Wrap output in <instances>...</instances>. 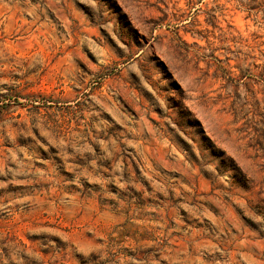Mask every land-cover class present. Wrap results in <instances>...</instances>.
Masks as SVG:
<instances>
[{"label": "rangeland", "instance_id": "rangeland-1", "mask_svg": "<svg viewBox=\"0 0 264 264\" xmlns=\"http://www.w3.org/2000/svg\"><path fill=\"white\" fill-rule=\"evenodd\" d=\"M0 264H264V0H0Z\"/></svg>", "mask_w": 264, "mask_h": 264}]
</instances>
